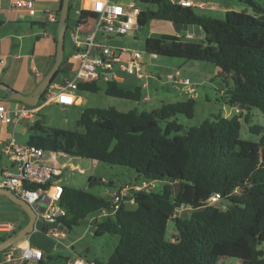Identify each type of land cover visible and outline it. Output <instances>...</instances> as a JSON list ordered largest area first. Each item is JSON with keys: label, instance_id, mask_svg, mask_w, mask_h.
Returning a JSON list of instances; mask_svg holds the SVG:
<instances>
[{"label": "trees", "instance_id": "16d2710c", "mask_svg": "<svg viewBox=\"0 0 264 264\" xmlns=\"http://www.w3.org/2000/svg\"><path fill=\"white\" fill-rule=\"evenodd\" d=\"M134 1L156 6L155 10L141 11L138 29L148 20L202 29L199 43L163 34L147 38L145 50L152 56L215 65L224 77L222 100L234 110L232 115L206 119L184 132L177 116L193 118L194 98L161 104L151 111L88 107L81 110L77 121L81 131L45 128L36 120L30 126L33 134L26 145L46 153L124 166L135 172L137 182L163 183L159 192L135 193L132 207L121 204L113 215L90 223L96 236L108 233L117 237L107 262L95 264H217L221 257L236 258L241 264H264V249L260 248L264 243L262 127L248 129L260 136L258 142L240 138L242 113L245 123H250L253 109L264 114V8L254 0H238L251 13L229 10L218 19L164 0ZM61 4L62 0L59 12ZM71 10L69 2L67 24ZM64 72L63 63L52 83ZM100 82H81L77 93H97ZM103 83L109 97L135 102L144 97L140 86H123L116 80ZM46 93L36 107L45 101ZM96 182L90 179V185ZM215 193L225 200V210L207 206V199ZM59 204L66 211L60 223L68 232L88 217L110 209L111 201L63 184ZM181 207L186 213L174 217ZM170 220L175 227L174 240L166 237ZM21 228L1 233L0 242ZM43 257L45 260L37 264H69V258L62 260L44 252Z\"/></svg>", "mask_w": 264, "mask_h": 264}, {"label": "rangeland", "instance_id": "374dc122", "mask_svg": "<svg viewBox=\"0 0 264 264\" xmlns=\"http://www.w3.org/2000/svg\"><path fill=\"white\" fill-rule=\"evenodd\" d=\"M195 1L207 4V7H209L208 5L227 4L233 11L251 13V9L245 3L238 0ZM254 1L264 8V0ZM135 4L141 11L156 9V6L152 4L141 2H135ZM193 10L197 14L210 15L218 19H223L224 16L222 13L209 14L197 8H193ZM171 30H174L173 23L163 20H148L144 27L133 31L130 35L123 36L121 39L113 38L108 40L98 36L97 41L99 43L112 47L129 49L130 51L138 53L142 61L139 65L141 68H144V73L149 78L144 77L138 79L135 76H127L126 74L116 72V66L114 67V73L116 72L117 75L123 76L126 79V82L122 83L123 86L141 87L142 83H146L147 89H142V92L143 95L148 97L149 101L135 102L109 97L104 92L105 83L100 82V90L97 93L87 94V96L89 95L90 98L95 100V103L91 104V106L104 109L113 107L121 112H127L134 108H137L139 111H151L161 104L175 103L177 101H184L188 98H194L196 104L193 118L188 119L184 115L177 116V122L183 126L184 132L191 127L199 126L206 119L212 120L216 116L230 117L234 110L229 111V108L222 100L223 96H225L226 86L224 77L220 74V70L215 65L203 61H186L181 58L152 56L146 52L145 41L147 38H158ZM201 39L202 36L194 35L190 39L185 38L184 40L192 43H199ZM71 49L72 43L67 33L65 37V55ZM130 56L131 54H127L123 61L126 62ZM69 64L77 65V62L70 59ZM176 71L179 73L181 72V74H176ZM169 75L175 78V80L169 79ZM63 77L64 76L60 74L55 81L62 82ZM185 79H188L187 85L179 82V80ZM186 88L193 89V91L189 89L188 92L186 91L185 93ZM76 103L80 104L78 100H76ZM80 113V109H69L57 105L54 102H48L40 108L39 112L36 114V118L45 128L81 131V128L77 125ZM242 114L240 138L242 140L258 142L260 136L249 133L248 129L250 126L257 125L262 127V132L264 133V114L253 109L249 114L250 123H245V113ZM31 122L22 120L18 123L16 130H14L16 143L22 145L27 143L30 135L33 134L31 131H28L27 126L28 123ZM12 129L13 127L10 125L8 132L12 133ZM184 132H182V134ZM50 156V153L45 154V158ZM3 160L6 161L5 158ZM57 164L62 168L61 181L70 187L86 191L102 198H109L114 189H117L122 184L137 182L135 179V172L124 166L107 165L93 160L73 158L63 154L57 155ZM91 178L96 179L97 182L90 185ZM140 181L141 180H138V183ZM162 185V182H155L154 191L159 192ZM128 206L132 207V205ZM178 213H186V210H180ZM91 219V217H88L85 221L81 222L79 226L73 227L66 233L68 240L59 242L63 244L64 249L53 245V242L46 245V240L49 241L50 239L44 235L45 225L39 220L36 223L35 230L25 239L28 240L33 247L34 245L39 246L42 244V248L46 254L52 257H61L62 260L65 258H81L84 260L98 259L106 263L117 245V237L108 233L96 236L94 229L90 225ZM174 229L173 221H168L166 233L168 239H173ZM67 242H73L70 246L71 248L66 246ZM260 248L264 249V243L260 245ZM4 252L0 253V263L3 259ZM217 264H241V261L233 257H221L218 259Z\"/></svg>", "mask_w": 264, "mask_h": 264}, {"label": "built area", "instance_id": "2783aa9c", "mask_svg": "<svg viewBox=\"0 0 264 264\" xmlns=\"http://www.w3.org/2000/svg\"><path fill=\"white\" fill-rule=\"evenodd\" d=\"M170 4L184 8H204V4L195 0H164ZM35 0H12L14 8L24 10L29 16L36 13L34 8ZM89 12L97 15V24L83 40L78 32L71 33L75 47L73 60L77 62L75 72L61 84H51L47 88L45 101L54 102L60 106H72L75 104L78 84L81 82H94L101 80L106 82L111 74L113 80H121L116 72L135 76L138 79L144 78V69L140 67L142 62L138 53L121 47H112L99 43L97 37L119 38L130 35L138 29V16L141 10L136 6L134 0H90L86 8ZM51 22L56 21L52 14L47 15ZM127 54H131L124 62ZM117 71L114 73V67ZM110 72V73H109ZM175 80V79H174ZM187 85V80H179ZM192 90V89H190ZM193 91V90H192ZM39 107H30L23 103L15 106L0 104V122L3 124L18 123L22 120L33 121L34 115ZM239 111L235 109V113ZM3 153L11 164V167L0 168V189L10 190L17 197L25 201L36 214V223L41 221L45 225L44 234L53 242L57 243L66 238V229L60 223L65 217L66 211L59 204L63 193L61 181L62 168L53 166L46 162L43 150L29 145L10 141L2 148ZM50 158H57V153L50 152ZM154 181H143L139 183L122 184L114 189L110 198V209L102 210L101 213L92 217L94 220H101L104 217L113 215L121 204L135 205L134 195L142 191L154 190ZM36 185V189L28 187ZM207 206H213L220 210L226 209V202L220 194H212L206 201ZM181 207L174 215L178 216ZM15 225L0 222V232L10 233L15 230ZM174 240V238L172 239ZM69 247V246H67ZM43 258V252L30 245L24 240L9 251L3 254L2 262H15L16 264H28L39 262ZM69 264H95L76 258L69 260Z\"/></svg>", "mask_w": 264, "mask_h": 264}, {"label": "crops", "instance_id": "0c3cea01", "mask_svg": "<svg viewBox=\"0 0 264 264\" xmlns=\"http://www.w3.org/2000/svg\"><path fill=\"white\" fill-rule=\"evenodd\" d=\"M89 1L90 0L69 1L71 2L72 10L70 14V22L67 24L68 27L65 32V37L66 34L68 33L70 41L72 43V49L69 50V52L65 55V39H64V55L61 63V64L64 63L65 65V72L61 73V75H63L64 77L62 82L54 81V83L52 84L63 83L70 75H72L75 72L76 65L69 64V60L73 59V55L75 53V47L72 41L71 33L74 30L77 31L80 39L83 40L84 37L89 32H91L95 28V25L97 24V15L92 12H89L86 9ZM123 1H129V0H123ZM59 4H60V0H35L34 8L36 10V13L33 16H29L24 10H19L14 8L12 5V0H0V21L2 22L0 25V84H4L9 88L21 93L22 95L28 96L33 92V90L40 83V81L50 71V69L54 64L55 54H56ZM206 5L207 4H204L205 7L201 9L199 8V10L208 12L209 14H221V13L225 14L226 11L232 10L231 8L228 7L227 4L208 5L209 7H207ZM48 14L54 15L56 17V21L55 22L49 21L47 19ZM165 34L182 37L179 34H177L175 30H171ZM184 37L190 39L193 36H184ZM184 37L182 38V40L184 42H189V41H185ZM176 74H181V72L179 73L178 71H176ZM144 77L149 78L146 75ZM120 78L121 80H118L119 83L126 82V79L123 76H120ZM169 79L174 80L175 78L169 75ZM141 87L142 89L146 90L147 84L142 83ZM189 89L186 88L185 93L186 91L188 92ZM76 100H78L80 104H77ZM76 100L74 105L63 106V107L69 109H76V110L80 109L81 111L83 108L92 107L91 104L95 103V100L90 98L89 95L88 96L82 94L79 95V93H76ZM141 101L147 102L149 101V99L147 96L144 95ZM19 103L20 102L17 101H9L7 94L4 91L0 90V104H4L6 106H15L18 105ZM44 104L46 103H42L39 106V110ZM39 110L37 112H39ZM229 111H231V109H229ZM37 112L34 115L35 119L32 122L30 121L31 123H28L27 125L28 131H30V126L32 125V123L37 120L36 118ZM18 123L3 124L0 122V168L11 167L7 155L3 153L2 148L4 147V145H6L12 140L16 142L14 137L15 136L14 130H16ZM10 125H12L13 127L12 133L8 132V128L10 127ZM4 158L6 159V161L3 160ZM44 159L46 160L47 163L53 166L56 167L59 166L57 164V158L47 157ZM63 184L67 185L62 181V185ZM27 220H28L27 216L18 206H16L14 203L8 200L6 197L0 196L1 223H10L15 225L16 228H18L20 226L23 227L27 223ZM63 240H68V237L66 236V238ZM51 242L53 241L50 239L49 241L46 240L45 243L47 245V244H51ZM52 244L56 245L57 247L60 246L61 249H64L63 244L59 242L57 243L53 242ZM72 244L73 242H69V243L67 242L66 246L70 247ZM34 248H37L46 254V252L42 248V244H40L39 246L34 245ZM74 259H69V260H74ZM43 260H45L44 257ZM85 260L90 262H95V261L101 262L98 259H92V260L85 259ZM30 263L37 264V262H30ZM0 264H16V263L15 262L4 263L1 261Z\"/></svg>", "mask_w": 264, "mask_h": 264}, {"label": "water", "instance_id": "95a60500", "mask_svg": "<svg viewBox=\"0 0 264 264\" xmlns=\"http://www.w3.org/2000/svg\"><path fill=\"white\" fill-rule=\"evenodd\" d=\"M70 0H62L61 9L58 16V29H57V42H56V54L55 60L52 68L47 73V75L40 81L33 92L24 96L21 93L9 88L4 84H0V90L7 94L9 101H17L28 105L30 107H36L40 101L41 96L46 91V89L52 84L53 79L58 72L60 65L63 60L64 55V39L65 32L67 29V19H68V6ZM174 30L180 36H202V29L197 25H187V24H177L173 23ZM108 37L107 39H109ZM120 39V37L118 38ZM71 77V75L69 76ZM112 76L109 74V81H112ZM0 196L6 197L16 206H18L24 214L27 216V223L13 235L0 242V253L4 252L16 244L22 242L27 236H29L36 226V214L31 209V207L22 199L13 194L10 190L0 189ZM60 248V246H58Z\"/></svg>", "mask_w": 264, "mask_h": 264}]
</instances>
